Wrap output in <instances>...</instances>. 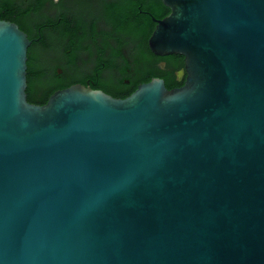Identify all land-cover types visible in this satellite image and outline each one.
I'll use <instances>...</instances> for the list:
<instances>
[{"label":"water","instance_id":"1","mask_svg":"<svg viewBox=\"0 0 264 264\" xmlns=\"http://www.w3.org/2000/svg\"><path fill=\"white\" fill-rule=\"evenodd\" d=\"M162 1L185 84L126 98L30 102L39 37L0 18V264H264V0Z\"/></svg>","mask_w":264,"mask_h":264},{"label":"trees","instance_id":"2","mask_svg":"<svg viewBox=\"0 0 264 264\" xmlns=\"http://www.w3.org/2000/svg\"><path fill=\"white\" fill-rule=\"evenodd\" d=\"M63 9L65 2L56 4L53 0H0V18L13 21L23 29L34 41L28 50V100L35 104H46L55 91L69 87L79 81L80 72L74 63V47L72 57L64 58L59 63L64 66L63 75L49 72L47 62V45L45 23L50 20L46 13L48 2ZM74 1V0H72ZM76 21L83 29V38L95 33V23L104 20L114 28L115 52L114 63L117 65L126 48L133 61L141 71L137 83L148 82L158 72L151 59L154 53L149 46V38L155 29V22L150 15L140 12L141 8L149 9L158 18H163L169 11L162 0H75ZM63 31L53 34L52 44L56 50L63 40ZM167 87L171 89L168 82ZM137 88V84L131 91ZM115 94V93H114Z\"/></svg>","mask_w":264,"mask_h":264},{"label":"flooded vegetation","instance_id":"3","mask_svg":"<svg viewBox=\"0 0 264 264\" xmlns=\"http://www.w3.org/2000/svg\"><path fill=\"white\" fill-rule=\"evenodd\" d=\"M62 1L53 0L56 4H60ZM76 8L75 0L65 2L63 9L52 4L50 1L48 2L46 13L50 20L44 25L46 29V45L48 47L46 56L50 69L49 72L51 74L56 72L59 76L63 75L64 66L59 62L63 58L65 61L71 59L72 48L74 47V63L80 72V78L79 81L71 85L84 84L96 90H103L117 98L128 97L139 85L145 83L136 82L141 75L137 63L133 61L127 49L124 48L119 63L115 65L114 52L116 43L114 28L104 20L97 21L95 23V33L90 32L92 35L84 39L83 29L79 27L76 21V18L79 16ZM140 12L144 15L154 16L149 9L141 8ZM169 12L170 9L167 14ZM58 31H63L64 36L59 50H56L52 44V38L53 34ZM40 38L41 36L39 40ZM151 62L158 72V75H155L153 78L164 79L166 85L169 82L172 88L181 87L185 84L187 73L185 57L183 55L171 54L160 56L154 53ZM136 84L137 88L131 91Z\"/></svg>","mask_w":264,"mask_h":264}]
</instances>
